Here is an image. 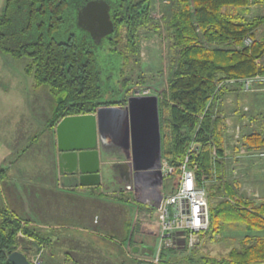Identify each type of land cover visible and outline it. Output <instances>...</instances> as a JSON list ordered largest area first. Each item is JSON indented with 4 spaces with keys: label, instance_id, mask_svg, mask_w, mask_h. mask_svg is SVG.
<instances>
[{
    "label": "trees",
    "instance_id": "1",
    "mask_svg": "<svg viewBox=\"0 0 264 264\" xmlns=\"http://www.w3.org/2000/svg\"><path fill=\"white\" fill-rule=\"evenodd\" d=\"M250 1L172 0L157 22L152 0H117L110 12L114 33L108 38V53L121 60L120 72L127 75L129 55L141 54L143 29L168 41L169 80L159 106L162 158L173 168V177L181 174L187 156L191 167L196 166L198 186L209 193L210 229L239 224L255 234L264 232V202L254 206L243 201L238 182L227 180L229 136L216 110L222 84L264 76V66L259 64L264 59V39H254L264 18L224 12L225 8L244 9ZM79 3L84 2L6 0L0 16V51L15 60L27 58L25 72L36 87H48L57 100L50 129L65 117L94 114L102 106L117 104L104 98L103 85L113 73L99 66L97 52L103 45L98 47L77 25ZM246 38L252 40L249 46ZM121 83L118 93L129 92V80ZM63 92L65 99L60 98ZM243 136L241 131V141ZM245 137L256 151L264 147L261 133ZM19 233L31 239L38 251L48 242L42 231L0 205V264H11L8 255L18 248ZM250 237L226 260L214 261L197 251L187 258L201 264H262L264 237H256L252 245Z\"/></svg>",
    "mask_w": 264,
    "mask_h": 264
},
{
    "label": "crops",
    "instance_id": "2",
    "mask_svg": "<svg viewBox=\"0 0 264 264\" xmlns=\"http://www.w3.org/2000/svg\"><path fill=\"white\" fill-rule=\"evenodd\" d=\"M224 12L243 14L247 19L264 18V0H257V3L251 0L244 9L225 8ZM254 39H264V24L255 31ZM259 64L264 66V59ZM35 87L29 75H23V78L21 75H0V205L16 214L22 223H28L48 236V242L43 245L47 264H149L140 258L152 254L158 244L157 240L155 245L151 242L154 236L147 227L150 223L148 214H153V209L144 204L145 200H135L138 209L136 218L132 222L123 216L117 218V209L125 205L108 201L101 189L104 179L102 154L117 150L112 148L110 137L104 134L99 143L102 184L97 187L79 186L71 179L80 174V167L77 164L71 166L58 151V123L53 129L48 128L57 109V100L53 101L48 88L36 90ZM220 88L216 110L223 130L226 126L229 136L225 152L227 180L238 182L243 201L258 206L264 202V157L261 156L264 147L258 149L260 151L251 148L245 135L256 131L264 138V91L247 95L242 91V85L229 82ZM245 108L249 110L245 111ZM237 127L244 134L242 141L238 140L240 144L235 139ZM45 147L49 149V166H44ZM241 149L246 153L242 154ZM123 152L130 158L129 147H124ZM28 155L30 159L33 156L32 166L26 162ZM165 180L157 192L160 190L162 194H169L172 183L169 188ZM99 190V194L88 195ZM150 194L153 192H148L146 199ZM65 198L87 201L86 211L82 202L80 205L69 200L66 203ZM136 198L139 199L138 192L135 193ZM107 204L113 210L109 212L114 214L108 221L97 210L92 216L87 215V210L105 209ZM117 230V237L109 235ZM248 236H251L249 244L252 245L256 237H264V232L254 234L239 224L220 230L211 228L197 253L214 261L226 260L234 249L243 247ZM32 248L30 245L27 251H32ZM162 264L201 263L189 260L187 256L166 252Z\"/></svg>",
    "mask_w": 264,
    "mask_h": 264
},
{
    "label": "water",
    "instance_id": "3",
    "mask_svg": "<svg viewBox=\"0 0 264 264\" xmlns=\"http://www.w3.org/2000/svg\"><path fill=\"white\" fill-rule=\"evenodd\" d=\"M77 25L93 38L104 39L114 33L110 6L105 1H92L77 14ZM109 111H119V117ZM115 119V128L124 127L131 151L132 179L139 201L148 192H157L164 183L162 168V135L159 98L140 96L136 92L123 108H99L94 114L68 116L56 126L57 146L62 159L71 166L77 164L80 174L71 180L81 187H97L102 184L99 162V143L109 120ZM119 125V126H116ZM111 129V128H107ZM119 134V133H117ZM119 137V136H118ZM11 264H31L27 256L18 250L8 255Z\"/></svg>",
    "mask_w": 264,
    "mask_h": 264
},
{
    "label": "rangeland",
    "instance_id": "4",
    "mask_svg": "<svg viewBox=\"0 0 264 264\" xmlns=\"http://www.w3.org/2000/svg\"><path fill=\"white\" fill-rule=\"evenodd\" d=\"M5 2L6 0H0V16L3 12ZM152 4L154 9H156L157 7V10L153 14V17L157 19L158 22V21H162L163 18L162 14L164 15L165 12L162 10V8L171 5L172 0H152ZM141 34L143 35L141 42V54L139 55V57H137V56H132L129 53L130 61L128 63V66L125 68L127 75H122L120 72L122 68L121 60L112 58L109 55L107 41L98 51L97 56H98L99 66L103 70H110L113 73L110 81L106 85H103V89H104L103 95L106 101H111L113 103L119 100L118 95L121 93H118V90L121 89V85H122L121 82H123L125 79L129 80V85L127 86V89L130 90L129 92H127V90L122 91V96L120 97V99L125 104L127 103L130 97H133L135 95L136 92L147 91V90L151 92L150 96H157L159 98V102L163 100V93L167 89V82L169 80L170 62H169V54L166 50L168 41L163 40L162 37H160L158 34L150 30L143 29V32ZM123 46L124 43L122 44V48ZM27 63H28L27 58L15 60L6 54H3L0 51V75H21V77L23 78V75H29L25 72V67ZM35 88L37 90L42 88L46 89L48 87L40 86ZM262 95H264V93ZM65 97H66V92H63L60 98L65 99ZM48 98L51 99L50 96H48ZM52 99L53 101H56L54 96ZM46 105H50V104L46 102ZM101 108H107V106H103ZM108 132H110L109 133L110 135L108 134ZM104 134L110 137L112 142L111 144L112 148H116L117 150H115V152H110V153L105 152L102 154V163H103L102 175L104 179H103V186L101 189H103L105 193L106 196L105 199H107L108 201H117L120 202V204L125 205V207H122V209L119 210L117 209V213H115V216L117 218L123 216L124 218H128L129 222H132V219H135L136 216L138 215L137 212L138 209L135 206L134 202L135 200H139V199L137 198L135 199V193H137L135 192V187H134L135 185L130 184L131 181L130 158L126 157V155H124L123 152L124 147L125 149H128V136L125 133V129L123 126L119 127L118 131L117 128H115L114 126H112L111 129L106 128ZM119 147H122L123 149ZM29 148H31V145L28 147V149ZM44 149H43V159L45 162L44 166H49L51 162L49 149H46V147ZM29 157L30 156L28 155L26 162L28 163V166H32L34 164L30 162H32L33 156L31 157V159ZM128 180H129V184L127 183ZM172 182H173L172 179L165 180V184L169 185V188ZM99 193L100 190L96 192L91 191L88 195L93 196ZM68 200L73 201L78 205H80V202H82L84 211H86L85 208L88 205L87 201H83L78 198L75 199L65 198L66 203H68ZM107 205L108 206L105 209L92 208L90 211L87 210V215L92 216V214L97 210L101 212L103 214V217L108 221L109 217H112L111 215L114 214H111L113 210L109 208V204ZM65 214L66 213H64V215ZM148 216L150 218H153L151 213H149ZM118 233L119 232L117 230L116 232L115 231L110 232L109 235L112 237H117ZM19 234L22 235V236L19 235L18 237L17 246L19 250H21V252L24 251L25 254L28 256H33L38 252H42L43 258H45L44 260L46 262L47 256H45L46 255L45 248L42 247L41 250L38 251L39 249L33 247L31 249L32 251H27L26 248H28L31 245L32 240L27 239V237L24 236L22 233ZM156 240H157L156 237H152L151 242L154 243L155 245Z\"/></svg>",
    "mask_w": 264,
    "mask_h": 264
},
{
    "label": "built area",
    "instance_id": "5",
    "mask_svg": "<svg viewBox=\"0 0 264 264\" xmlns=\"http://www.w3.org/2000/svg\"><path fill=\"white\" fill-rule=\"evenodd\" d=\"M251 43L252 40L247 38L245 44L249 46ZM229 83H239L242 85V91L247 95L264 91V76L260 75L231 80ZM139 93L141 96L151 95L148 90ZM248 110L245 108V111ZM240 134L241 129L237 127L236 141L240 140ZM241 153L246 152L241 149ZM261 156L264 157V152ZM189 161L187 156L182 164L181 174L173 177V168L164 159L162 160L163 178L173 180L172 191L169 194H162L159 190L145 198L144 204L153 209V218L148 217V221L150 220L148 231L157 238L158 244L152 254L140 258L143 262L162 264L166 252L189 256L202 249L204 236L209 232L211 225L210 199L208 191L198 186L196 166L191 167ZM16 250L21 251L19 248ZM26 256L31 264H47L42 252Z\"/></svg>",
    "mask_w": 264,
    "mask_h": 264
},
{
    "label": "flooded vegetation",
    "instance_id": "6",
    "mask_svg": "<svg viewBox=\"0 0 264 264\" xmlns=\"http://www.w3.org/2000/svg\"><path fill=\"white\" fill-rule=\"evenodd\" d=\"M92 1H97V0H83V4H77V7H75L76 8V10H77V14H78V12L84 7V6H86L89 2H92ZM98 1H105L109 6H110V12H111V9H112V5H113V3L114 2H116L117 0H98ZM80 2V1H79ZM147 5H149L148 3H147ZM147 5H145L144 7H148ZM111 14V13H110ZM111 20H112V18H111ZM113 22V21H112ZM90 36H91V34H90ZM92 37V36H91ZM110 36H108V37H105L104 39H100V38H93L92 37V39H93V41L98 45V47H100L101 45H103L106 41L108 42V38H109ZM102 47H100L99 48V50L101 49ZM98 50V51H99ZM97 54H98V52H97ZM139 95H140V93H139ZM122 96V93L121 94H119L118 95V98H119V100L118 101H116V105H112V106H107V108L108 107H112V108H125L127 105H128V101H127V103L125 104L123 101H121V99H120V97ZM141 96V95H140ZM159 106H160V102H159ZM103 107V106H102ZM101 108V107H100ZM99 109V108H98ZM119 111H109L107 114H106V116H109L110 114H112L113 115V117H114V115L117 117H119V115L117 114ZM116 122V120L114 119L113 120V118L111 119V120H109L108 121V123H107V128H111L112 126H113V124ZM116 123H118V120H117V122ZM116 126H119V125H117L116 124ZM110 132H108V134H109ZM110 135V134H109ZM108 136V135H107ZM130 154H131V152H130ZM129 154V155H130ZM132 170V169H131ZM131 170H130V175H132V172H131ZM131 177V176H130Z\"/></svg>",
    "mask_w": 264,
    "mask_h": 264
}]
</instances>
